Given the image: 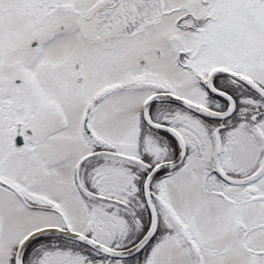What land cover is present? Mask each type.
<instances>
[{
  "label": "snow or ice",
  "instance_id": "snow-or-ice-1",
  "mask_svg": "<svg viewBox=\"0 0 264 264\" xmlns=\"http://www.w3.org/2000/svg\"><path fill=\"white\" fill-rule=\"evenodd\" d=\"M0 264H264V0H0Z\"/></svg>",
  "mask_w": 264,
  "mask_h": 264
}]
</instances>
